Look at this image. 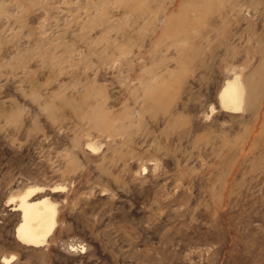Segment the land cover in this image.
Wrapping results in <instances>:
<instances>
[{"label": "rangeland", "instance_id": "rangeland-1", "mask_svg": "<svg viewBox=\"0 0 264 264\" xmlns=\"http://www.w3.org/2000/svg\"><path fill=\"white\" fill-rule=\"evenodd\" d=\"M0 264H264V0H0Z\"/></svg>", "mask_w": 264, "mask_h": 264}, {"label": "bare ground", "instance_id": "bare-ground-1", "mask_svg": "<svg viewBox=\"0 0 264 264\" xmlns=\"http://www.w3.org/2000/svg\"><path fill=\"white\" fill-rule=\"evenodd\" d=\"M220 100L224 106L236 107L240 104V94L233 82H228L223 89ZM36 189H28L20 196L18 209L21 210L22 220L16 228L18 239L29 244L43 242L51 232L55 223V206L47 198L30 201V196ZM13 202V201H12Z\"/></svg>", "mask_w": 264, "mask_h": 264}]
</instances>
